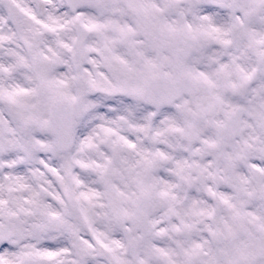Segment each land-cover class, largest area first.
<instances>
[{
    "label": "snow or ice",
    "instance_id": "snow-or-ice-1",
    "mask_svg": "<svg viewBox=\"0 0 264 264\" xmlns=\"http://www.w3.org/2000/svg\"><path fill=\"white\" fill-rule=\"evenodd\" d=\"M0 264H264V0H0Z\"/></svg>",
    "mask_w": 264,
    "mask_h": 264
}]
</instances>
